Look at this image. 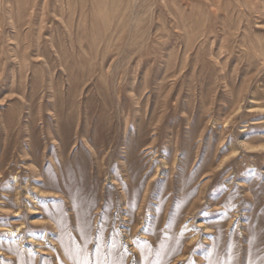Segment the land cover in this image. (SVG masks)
Listing matches in <instances>:
<instances>
[{"label":"rangeland","instance_id":"1","mask_svg":"<svg viewBox=\"0 0 264 264\" xmlns=\"http://www.w3.org/2000/svg\"><path fill=\"white\" fill-rule=\"evenodd\" d=\"M264 264V0H0V264Z\"/></svg>","mask_w":264,"mask_h":264},{"label":"snow or ice","instance_id":"2","mask_svg":"<svg viewBox=\"0 0 264 264\" xmlns=\"http://www.w3.org/2000/svg\"><path fill=\"white\" fill-rule=\"evenodd\" d=\"M84 264H87V261L86 260L84 261Z\"/></svg>","mask_w":264,"mask_h":264}]
</instances>
